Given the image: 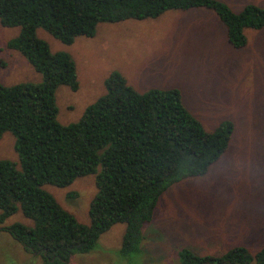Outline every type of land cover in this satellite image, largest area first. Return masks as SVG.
Instances as JSON below:
<instances>
[{"label":"trees","instance_id":"1","mask_svg":"<svg viewBox=\"0 0 264 264\" xmlns=\"http://www.w3.org/2000/svg\"><path fill=\"white\" fill-rule=\"evenodd\" d=\"M193 9L214 12L236 49L247 44L245 30L264 27L263 8L247 5L235 13L218 0H0V25L20 28L8 48L42 77L40 83H0V140L11 132L18 155L17 163L0 159V224L18 212L33 223L1 231L43 264H69L75 254L92 252L117 224L125 225L121 254L138 253L142 229L153 220L161 195L181 180L207 174L227 152L234 124L224 120L209 132L185 107L178 89L140 93L112 72L105 95L77 122L62 125L55 93L60 86L78 90L76 64L69 54L52 52L37 30L71 45L78 37H93L102 23ZM93 174L97 191L86 226L45 186L65 188ZM177 257L179 264H264V248L252 254L234 247L218 256L181 249Z\"/></svg>","mask_w":264,"mask_h":264},{"label":"rangeland","instance_id":"2","mask_svg":"<svg viewBox=\"0 0 264 264\" xmlns=\"http://www.w3.org/2000/svg\"><path fill=\"white\" fill-rule=\"evenodd\" d=\"M233 12L247 5L264 9V0H218ZM20 28L0 25V83H40L24 56L8 48ZM37 37L52 52L69 54L76 64L79 88L56 90L57 121L77 122L86 107L105 95L112 72L124 76L140 93L178 89L185 107L213 131L222 121L234 124L227 152L207 174L181 180L157 202L153 220L142 229L140 251L121 254L125 225L103 234L92 252L75 254L69 264H179L177 253L218 256L234 247L255 254L264 248V27L245 30V47L233 48L224 25L205 9L170 11L145 21L102 23L93 37L71 45L42 29ZM11 132L0 140V159L18 162ZM56 201L88 226L89 206L96 194L95 175L65 188L46 185ZM33 226L21 212L0 224V264H43L27 253L4 226Z\"/></svg>","mask_w":264,"mask_h":264}]
</instances>
